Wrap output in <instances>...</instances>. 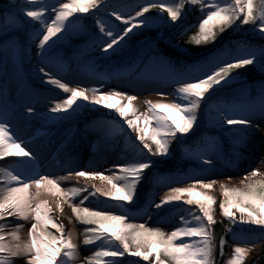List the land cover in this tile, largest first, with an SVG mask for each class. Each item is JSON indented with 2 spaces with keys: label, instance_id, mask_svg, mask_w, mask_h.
Instances as JSON below:
<instances>
[{
  "label": "snow or ice",
  "instance_id": "6c2138e0",
  "mask_svg": "<svg viewBox=\"0 0 264 264\" xmlns=\"http://www.w3.org/2000/svg\"><path fill=\"white\" fill-rule=\"evenodd\" d=\"M102 4L107 7L104 0H56L55 4L48 3V0H12L11 6H6L0 12V32L7 36V39L0 40L4 66H7L11 57L18 71L19 65L27 57V42L21 43L12 33L22 29L21 16L31 18L32 22L40 26L37 31L36 25L32 24L41 62L37 71L42 74L43 83L69 94L67 98L53 101L49 108V120L66 119L88 106L114 110L128 129L137 133V139L143 146L141 151L146 149L152 156L166 158L170 155L174 141L184 145L189 134L195 135V130L207 119L233 138V159L230 163H236L240 155L239 148L248 142L250 133L259 127L256 121H264V87L259 89L257 97L247 95L241 100L213 98L235 80L231 75L235 69L257 64L264 68V48L257 49L247 44H237L234 49L221 48L187 71L177 70L162 56L149 57L154 64L166 68L165 78L175 85V99L171 103L145 101L147 111L140 112L133 103L138 99L136 95L116 90L101 91L95 87H69L53 71L62 60L54 52L57 41L52 38L59 33H63L60 40L70 38L81 27L79 22L85 18L84 14L93 9L98 11ZM187 5L199 6L201 12H206L199 22L198 31L190 37V43L215 44L218 34L249 24L264 38V0H147L137 5L134 15H125L116 10L111 12L115 21L124 25L122 28L118 24H106L97 19L99 35L93 46L102 55L107 56L110 51L115 55L127 46L134 29L152 25L146 13L156 9L159 13H167L171 22H176ZM143 71L148 80L159 76L151 69ZM108 75L111 78L113 73L109 72ZM5 87L6 82L0 84V95ZM22 107L29 117L39 115L31 104ZM11 112L13 116L16 114L15 109ZM10 122L9 109L0 106V160L6 157L18 159L16 165L0 167V221L15 217L22 221L31 220L32 223L25 240L20 236L24 227L22 223H16L8 231V225L0 223V264H14L16 258H24L23 264H75L79 256L76 237L73 232H66L64 225L53 218L50 214L53 209L48 207L47 200L42 199L43 195H52L59 196L61 200H70L88 191L86 186L61 187V181L73 178L77 181L81 178L86 181H106L110 185L106 191L93 185L95 190L83 196L79 205H70L76 220L88 225L84 229L83 244L97 247L87 264H123L118 258L128 253L142 257L145 261L151 260L153 264H216V239L212 226L217 222V198L210 190L218 181L197 179L188 187H170L159 202H153L156 209L181 201L198 207L199 214H191V220L181 216L183 226L166 233L143 223L128 222L126 212L117 215L80 206L89 196L95 197L97 194L125 205L132 204L137 185L145 179V170L153 167L151 160L141 158L114 165L116 171L111 175L100 171L77 170L53 178L36 172V153L26 141L13 134L9 128ZM103 123L108 124L110 129L117 127L114 122ZM184 154L198 161V169L204 172L214 167L221 155V147L214 137H203L194 146L185 148ZM257 177H264L259 168L247 172L239 187L229 188L227 184L220 183L223 199L219 201V209L231 224L256 225L264 231V179ZM163 179L158 178V182ZM227 179L231 180L232 177ZM185 196L188 197L186 200ZM57 207L63 212L62 203H58ZM49 226L56 230V234L49 231ZM228 230L232 231L231 228ZM225 243L223 238L219 240L221 253ZM248 251L247 247L235 246L228 264H245ZM104 258L111 259L105 261Z\"/></svg>",
  "mask_w": 264,
  "mask_h": 264
},
{
  "label": "rangeland",
  "instance_id": "374dc122",
  "mask_svg": "<svg viewBox=\"0 0 264 264\" xmlns=\"http://www.w3.org/2000/svg\"><path fill=\"white\" fill-rule=\"evenodd\" d=\"M110 1V0H108ZM108 1L105 2V4L108 6ZM10 3L12 4V0H10ZM191 6V5H190ZM192 7V6H191ZM192 9V8H191ZM202 16V19L206 15V12H198L197 11V19L198 17ZM107 16L110 19H108L105 23L109 24L110 20H112L115 24H119L120 22L115 21V17L111 16V12L107 11V7L102 4L98 10V12L92 13V17L96 16ZM134 15V14H132ZM196 15L193 14V17ZM22 18L28 23L32 24L31 18H25L22 16ZM101 18V17H100ZM103 22V21H102ZM174 24L169 23V27H173ZM24 30V31H23ZM254 32L256 30L254 29ZM17 35H20L23 37L22 43L26 42L24 40L25 37V29H21L19 32H15ZM13 34V33H12ZM99 35L96 34V36ZM257 36H260L256 32ZM161 33L158 35V37H161ZM261 37V36H260ZM95 40L97 37H93ZM7 39V36L3 33L0 34V40ZM33 38L32 41L27 42L28 46V55L23 60L21 64H23V74H25V78L28 81V84L24 85L22 91L20 94L18 93L20 90L18 87H16V81L12 80L13 72L16 71V67L13 64V60L11 57H9L7 66L5 67V60L2 55H0V84H4L6 82V87L4 88L3 94L0 95V106L6 107L9 109V117H10V124L9 128L12 130L13 134L15 136H18L21 140H24L28 143V146L36 153L38 159H37V165H36V172L43 174V175H49L50 177H60L67 175L69 171H77V170H85V171H100L104 172L105 175H111L116 169H114V165L118 164H124L126 162L127 155L134 150V154H137L140 152V150L143 148L141 142L137 139V133L132 132L130 129H128L126 123L123 122L122 118L119 117L117 113H115L114 110H109L100 106H88L81 108V112L79 115L74 117L70 121L62 122L58 125L56 124V120H49L48 116L49 108L52 105L53 101H59L64 98H67L69 95L68 93H64L61 89L56 88L55 86L48 85L43 83L42 81V74H40L37 71V68L40 66L38 63H36L35 57L37 55L38 49L36 46V43ZM54 39V37L52 38ZM55 40V39H54ZM51 42V41H50ZM60 43V44H59ZM167 45L169 46L172 41L167 40ZM57 46L54 47V51L61 49V46L66 49V58L70 60V65L73 66V63L77 59V55L70 54V45L71 42L69 39H64L63 42H57ZM61 45V46H60ZM69 49V50H68ZM149 56V55H148ZM86 58V57H85ZM149 58V57H148ZM113 55L111 51L107 56L101 55L100 60L102 63L101 66L104 65L106 62H110L113 60ZM72 68V67H71ZM81 68L79 67H73L71 70L66 71L64 74L57 75V78H62L63 82H66L69 87H95L100 88L101 91H123L130 95H136L138 99L134 101V106L140 111V112H146L147 111V105L144 103L145 101L151 100L153 102H165V103H171L174 101V90L172 87L166 86L165 91H162L160 93H164V95H160L159 92H149L146 91V88L142 87L137 82H131L130 76L133 74V69L121 71L117 70L115 67H110L109 72L113 73V76L109 78V75H107V78L102 80H91V82L82 83L78 81H75V75L80 73ZM108 72V74H109ZM116 73H119L120 75H115ZM68 75V76H67ZM25 79V81H26ZM46 79V77L44 78ZM236 81H232L230 84L234 83ZM229 84V85H230ZM228 85V86H229ZM32 86L37 87L36 90L45 89L44 93H37L31 90ZM227 86V87H228ZM142 87V88H141ZM144 88V89H143ZM28 90V91H27ZM25 104H31L36 109V113L39 115L29 117L28 114L24 111V108L22 105ZM15 109V115H12L11 110ZM54 115V114H53ZM39 120L43 122H48L49 124L53 125H36L35 123H39ZM206 122L204 124L205 127L209 128L211 131L215 130L216 132L220 134H224V141H225V150L227 153L232 154V140L227 137V132H225L223 129L217 128L213 123L209 122L207 119H205ZM29 121L32 124V126H36L34 129H27L24 127H27L29 125ZM114 122L117 126L115 129H110L108 124H105L103 122ZM143 124V121L140 122ZM203 125V124H201ZM259 127L254 129L250 135L249 140H252L256 143L253 147H256L258 151L255 154V158H251L252 155H248L245 153L243 149L239 148V157L238 161L234 164V169H230L228 171H223L220 175H214V178H202L197 177L195 180H203L205 182H208L210 180H216L218 183L214 186L212 190H210V193L214 195L217 198V204L215 205V219L216 221H220L224 225V240L226 241L223 252L221 253L219 241H216V255L215 260L216 264H228V260L233 255V248L235 246H241V247H247L249 249L248 254L245 258V264H248L255 256L260 254L264 248V237L260 233H248V231L251 230H257L261 228L256 225H250V224H231L229 220L226 217H223L220 209H219V201L223 199L222 191L220 189L219 184L225 183L228 185L229 188L233 187H239L240 181L243 178V176L250 172L251 170L255 168H259L262 173H264V124L258 123ZM69 128L71 133L70 137L67 139L66 147L61 150L63 144L61 142L57 143V138L62 134V132ZM44 132L41 136L36 137L32 141L31 138H34L37 134L40 132ZM121 132V136L116 138L113 142H111V152L107 155H104L105 160L107 162H104L103 164L96 165L95 169H89L87 167V161L88 157L84 153L85 148L87 146L93 145L96 141L104 137L108 134H113L116 132ZM151 131V128L149 129V133ZM110 144V143H109ZM23 146V145H22ZM252 147V145H249ZM143 151H146L144 149ZM107 152V151H106ZM71 156L70 157H65ZM125 155V157H121V155ZM150 155V154H149ZM257 155V156H256ZM56 156L58 159L56 160L54 158ZM73 156V157H72ZM152 156V155H150ZM176 158H181V153L179 150H176ZM70 158V159H69ZM104 160V161H105ZM186 161H192V162H198L194 158L186 157L184 158ZM154 161H159V158H154ZM18 163V159L15 157H6L2 160H0V167H8L11 165H16ZM86 164V166H83ZM99 167V168H98ZM113 167V168H112ZM112 168V169H111ZM237 168V169H235ZM239 172L238 175H233L234 173ZM149 175L144 179L145 185L148 186L147 189L151 188L149 185L152 183L153 175H150V172L147 173ZM228 177H232L231 180H228ZM264 177H257V179H260ZM194 180V181H195ZM194 181L190 182H184L176 184L175 186L170 187H188L190 184H192ZM0 185H2V179H0ZM100 188L101 191H106L110 188V185L107 184L106 181H100V180H90L86 181L84 178H81L79 181H77L75 178L68 180V181H61V187L65 189L75 187H87L88 191L84 192V195L89 194L90 192L94 191L95 188ZM169 187V188H170ZM168 189H163L159 186H154L153 190L155 192L154 197H150V202L145 210H142V214L144 215V222L147 220L149 222L145 223H151L154 224H160L164 226V232L170 233L172 230H174L177 227L183 226V224L180 221V217L184 216L187 220H191V214L195 211L196 214H199L198 207L195 205H187L186 203L181 202H173L172 204H166L163 205L161 209H156L154 207L153 202H159L162 197L165 196V194L169 191ZM199 190V189H198ZM30 191H34V189H30ZM100 194H97L95 196L96 198H99ZM103 201L110 202L113 201L116 206H122L124 203L107 198L103 195H101ZM146 197V196H145ZM83 198V197H82ZM82 198H75V199H65L61 200L59 196H52V195H43L42 199L47 200L48 207L52 208L53 211L52 216L58 221V223H62L64 225V230L73 232L74 236L76 237V242L79 245V256L78 260L75 262V264H87V259L93 255V253L96 251V249H93L91 246H86L83 244L84 239V225L78 224V220H76L75 215L72 212V208L70 205H79V202ZM188 197L185 196L184 199L186 200ZM143 201L140 202L142 204ZM58 203H62L63 205V212L59 210L57 207ZM87 203H84L83 205H80L81 207H85ZM126 207H129V204L124 205ZM143 206H138L136 210H141ZM144 208V207H143ZM235 211V210H234ZM139 217H142L141 215ZM170 217L171 220L168 221L167 218ZM239 217V213H237V219ZM128 222L135 223L131 221L130 217ZM134 218V217H132ZM167 220V221H166ZM0 223H4L8 225V228L6 231L10 230L12 227H15L16 223H22L24 225L23 229L20 232V236L22 240H25L28 238V230L31 227L32 221H22L18 220L15 217H9L5 221H0ZM136 224V223H135ZM166 225V226H165ZM191 226V225H190ZM217 225H213L212 229L215 235V239L218 238V232L219 229L216 227ZM232 229V231H229L228 229ZM49 231L53 234H56V230L51 228L49 226ZM188 239V238H184ZM179 243V241H177ZM94 246V245H93ZM126 257L128 259H132L133 261L137 262H147L143 260L142 257L133 256L130 253L126 254ZM24 258H16L14 261V264H23ZM148 264H152L150 261L147 262Z\"/></svg>",
  "mask_w": 264,
  "mask_h": 264
},
{
  "label": "trees",
  "instance_id": "16d2710c",
  "mask_svg": "<svg viewBox=\"0 0 264 264\" xmlns=\"http://www.w3.org/2000/svg\"><path fill=\"white\" fill-rule=\"evenodd\" d=\"M146 2L147 0H117L115 3L109 5L108 11L112 12L113 10H116L125 15L129 13L134 14V9H136L137 5L144 4ZM48 3L55 4L56 0H48ZM6 6H11L10 0H0V12H3ZM93 10H91L89 13H91ZM197 11L198 12L201 11L199 6L191 7L190 5H187L183 15L176 22H171L167 18V13H159L156 9H153L149 13H146L145 15L152 20V25L148 28H141L139 30L134 29L133 33H130V39L128 40L127 46L122 51L113 55L114 57H122L121 61L117 64L118 69L127 70L130 68L138 67L136 72H134L130 78L131 82L139 83L142 87L146 88V91L160 93L162 91H165L166 86L172 87V89L175 90V85L171 80L165 78L166 68L154 64L152 60L148 59V57L155 58L157 55L162 56L167 61H170L171 64L177 70L187 71L191 69L194 65H197L205 61L206 58H210L211 56H209L208 53L211 52L213 49H216V51L221 48L234 49L237 44H247L257 49L264 48L263 38L259 36L253 37L248 33V31L254 29V27L251 24L243 25L238 30L228 29L224 33L218 34L215 44L210 43L207 45L204 44L195 45L194 43H190L189 39L192 35H194L198 31V25L199 22H201L203 16L201 14V16L198 17L197 19ZM193 14H195L196 16L193 17ZM20 19L23 21L22 29L27 28L25 30L26 31L25 40L32 41V39L35 37V32L33 31L32 24L36 25L37 31L39 30L40 27L39 24L36 22H33L32 24H27V22L22 18V16L20 17ZM72 19H75V17H73ZM97 19L106 22L110 18L107 16H99L98 18H93L92 16H85V18L79 22L81 27L77 29L70 38H68L71 41V47H70L71 54L77 55L76 61L73 63V66H71L69 60L65 56L66 54L65 49L61 47V49L55 50L54 52L57 56L61 58L62 63L55 66L53 71L61 75L64 74L66 71L71 70L75 66L77 67V69L80 67L81 68L80 73L75 75V81H78V83L91 82V80H97V79L101 80L107 76V69L115 62V60L113 59L110 62L104 63V65L102 66L100 65L102 63V61L100 60L102 54L98 49H96L93 46L94 44L93 37H96V34H98V24L96 23ZM111 23L114 22L110 20L109 24ZM169 23L174 24V26L170 28ZM197 23H198L197 26H194L191 30L187 31L189 27ZM118 25L120 28L124 27L122 23H119ZM160 33L162 34V37H157ZM0 34H3V32H0ZM12 35L18 37V39L22 42L23 38L20 35H17L16 33H13ZM62 35L63 33H59L57 34V36L54 37V39L57 42H63V40L59 39V37ZM30 36L32 37L31 40L29 39ZM167 40L172 41L170 46L167 45L166 43ZM49 43L51 42L49 41ZM57 45L58 44L56 43L54 47H56ZM201 54L204 55V57L197 59L196 57H198ZM35 60L36 63H38L39 65L41 64L38 56V52L35 57ZM13 64L15 66V62H13ZM145 69L154 70L155 72L159 73V76L151 80L145 79V73L143 71ZM231 75L235 78H245L246 80L234 84L228 88H225L218 94L217 97H214L213 99L220 98L227 100H241L247 95H251L252 97H257L259 93V89L261 87H264V68H261V66L258 64L245 66L244 68H240V69H235ZM11 77L13 81L17 82L15 86L19 88L20 91L18 93L20 94L21 92H23L22 87L25 84L22 64L19 65L18 71L16 70L13 72V75ZM30 89H31L30 91L37 93L45 92V89L44 90L42 89L35 90L36 88H30ZM80 112L81 109L78 110V112L71 117H68L66 119L56 120L55 125L72 120L74 117L79 115ZM205 122L206 120L203 121V126L199 127L198 130H195L196 132L195 135H192L191 133L189 134L184 145H180L178 141H174L170 147V155L166 158L161 156H150L146 151H141V150L137 154H134V150H133L132 153L130 152L127 155V157H125L124 154L121 155L122 158L123 157L127 158L124 164L134 159H141V158L144 160H151L153 162V167L145 170V178L149 176L147 175V173L149 172L150 175H153V179H152L153 182L149 184L151 188L147 189L148 186L145 185L143 179L141 183L137 185L136 197L134 198L132 204H129V207L124 206L125 204L118 207L115 205L113 201L106 202L103 201V199L100 197L96 198L93 196H89L88 200L84 202L87 203L86 204L87 206L85 207H88L91 210L108 211L117 215L121 214V212H126L128 217L131 218L130 220L135 222L136 224L143 223L147 227L160 228L164 231V226L160 224H154L153 222L145 223V222H149L147 220L145 222L143 221L145 217L142 214L143 213L142 210L144 211L145 208L149 204H151L149 200L150 197H154L155 192L153 188L155 185L163 189H168L170 186H175L176 184L179 183L194 181L195 178L197 177L212 179L214 178L213 177L214 175H220L223 171L234 169L235 163H230V161L233 159V154L227 153L225 151V141L223 139L224 136L206 128L204 126ZM41 123H48V122L46 121L43 122L39 120V123H35V124L39 125ZM256 123L264 124V121L257 120ZM32 124L34 125V123H31V121H29V125L24 128L34 129L36 126L34 127L32 126ZM69 131L70 129L66 128L56 140L57 143L61 142V144L64 145L62 146L61 150L67 146L66 145L67 143L65 142H67L68 137L71 136L69 135V133H71ZM121 133L122 131L121 132L118 131L113 134L105 135L90 147L87 146L85 148L87 150L88 155L90 156V157L87 156L88 157L87 167L89 169L94 170L96 165L101 166V164L107 162L105 160L106 157H104V155H107L109 152H111L112 149V147H110L111 142H113L116 138L120 137ZM228 136L229 138H231V140H233V138L230 137L229 134ZM203 137H214L220 144L221 155L215 161L214 167H212L210 170L201 172L197 167L198 162L184 160V158L188 157L187 155L184 154V149L194 146ZM35 138L36 137L34 136V138H31L30 140L32 141ZM249 145H252V147H250ZM254 145H256V143L248 139V142L244 146H241V148L246 149L248 151L247 154L252 155L251 158H255L253 156L257 154L256 152L258 151V149L256 147H253ZM177 149L181 153L182 156L180 158L181 161H179V159H175L176 158L175 154ZM65 157L71 158V156L69 155L66 156V154ZM54 158L56 160L58 159L56 156H54ZM154 158H159L160 162L156 164ZM238 174L239 172H236L233 175H238ZM158 178H165V179H163L161 182H158ZM177 181L179 182L177 183ZM83 196L86 195L82 193L81 196H78L76 198H82ZM141 201H143L142 204H140ZM141 205L144 208L142 207L141 210H136V208ZM193 214H196V212L194 211ZM140 215L142 217H139ZM167 220L170 221L171 218L168 217ZM79 223L80 222H78V224ZM80 225H84V224L80 223ZM214 225H217L216 227L219 229L218 238H216V241H219L221 238H224V225L220 221H217L216 224ZM84 226L85 228L88 227V225H84ZM260 234H262V236L264 237V231L261 232ZM92 248L97 250L96 245H94ZM104 259L105 261H107L110 260L111 258H104ZM118 259L122 261L123 264H148L147 262H149L147 261V262L139 263L137 261H133L132 259L126 258V256L120 257ZM150 262L153 264L151 260Z\"/></svg>",
  "mask_w": 264,
  "mask_h": 264
},
{
  "label": "water",
  "instance_id": "95a60500",
  "mask_svg": "<svg viewBox=\"0 0 264 264\" xmlns=\"http://www.w3.org/2000/svg\"><path fill=\"white\" fill-rule=\"evenodd\" d=\"M248 264H264V250L255 256Z\"/></svg>",
  "mask_w": 264,
  "mask_h": 264
},
{
  "label": "bare ground",
  "instance_id": "6f19581e",
  "mask_svg": "<svg viewBox=\"0 0 264 264\" xmlns=\"http://www.w3.org/2000/svg\"><path fill=\"white\" fill-rule=\"evenodd\" d=\"M262 248H264V246Z\"/></svg>",
  "mask_w": 264,
  "mask_h": 264
}]
</instances>
